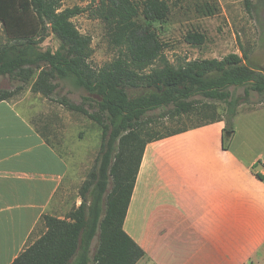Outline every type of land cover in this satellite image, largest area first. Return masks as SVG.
<instances>
[{"label":"trees","instance_id":"1","mask_svg":"<svg viewBox=\"0 0 264 264\" xmlns=\"http://www.w3.org/2000/svg\"><path fill=\"white\" fill-rule=\"evenodd\" d=\"M42 0H0V24L9 38L10 45L0 48V76L12 80L24 78L31 82L38 73L33 85L36 92L50 98L57 92L59 83L71 78L83 88L87 96L82 107L63 98L62 104L70 109L85 112L84 104L99 106L113 115L111 129L103 119L105 144L99 157L101 177L91 174L94 191L90 198L73 215V223L46 218L47 233L28 247L13 264H137L144 259L146 252L126 233L124 222L127 217L138 174L148 144L168 138L191 129L215 122H226L224 147L234 134V121L237 111L233 108L226 120L210 121L188 130L179 131L144 144L137 155L135 146L123 155V171L107 174L112 153L118 142L119 127L124 122V112L147 113L161 110V118H180L200 107L187 108L181 102L197 97L216 99L232 86L228 75L233 74L241 60L233 55L227 62L194 61L175 67L163 60L166 45L160 40L154 28L155 23H163L170 14L164 0H108V13L103 22L113 35L111 43L121 48L120 56L114 62L97 71L90 66L93 51L92 40L83 36L72 24L71 19L80 15L72 10L63 16L55 17L53 27L62 41L61 49L53 54L43 53L38 47L44 22ZM185 41L190 45L202 46L206 42L203 34L189 33ZM247 65L240 68V82H255L257 91L264 93V74L256 72L249 57ZM157 61H164L161 69L152 68ZM136 92H140L138 95ZM7 101L1 99L0 102ZM176 109L169 113L170 107ZM206 104L201 106L206 109ZM209 107V106H207ZM208 109V108H207ZM166 112V113H165ZM164 113V114H163ZM96 119V118H95ZM154 123V121H153ZM140 142L138 139L133 143ZM260 180L264 176L258 175ZM112 184V185H111ZM112 193H107L108 187ZM97 245L93 249V243Z\"/></svg>","mask_w":264,"mask_h":264},{"label":"crops","instance_id":"2","mask_svg":"<svg viewBox=\"0 0 264 264\" xmlns=\"http://www.w3.org/2000/svg\"><path fill=\"white\" fill-rule=\"evenodd\" d=\"M147 145L126 233L137 264H257L264 260V107ZM71 172L9 101L0 102V264H13Z\"/></svg>","mask_w":264,"mask_h":264},{"label":"rangeland","instance_id":"3","mask_svg":"<svg viewBox=\"0 0 264 264\" xmlns=\"http://www.w3.org/2000/svg\"><path fill=\"white\" fill-rule=\"evenodd\" d=\"M41 13L44 27L41 36L37 38L38 47L43 53H57L63 43L53 27L55 17L63 16L72 10L80 15L71 19L72 24L81 35L92 40L93 51L90 66L101 70L114 62L121 55V48L111 43L113 35L103 22L108 13V0H42ZM138 2L139 0H133ZM170 9L168 18L163 23H155L154 28L160 40L166 45L163 60L175 67L187 62L212 61L227 62L233 55L242 64H237L233 74L228 78L234 82L225 93L216 99L197 97L182 101L187 108L200 107L198 110L182 117L161 118V110L147 113L124 112V122L119 127V139L112 153L107 174L112 171H123L122 159L126 151L135 146L137 155L144 144L153 139L161 138L179 131L188 130L210 121L226 120L231 109L237 111V116L264 107V93L257 91L255 82H240L242 65L248 62L256 72L264 74V0H164ZM201 33L206 42L202 46L190 45L185 41L189 33ZM10 40L0 24V48L10 45ZM157 61L152 68L161 69L165 62ZM38 73L31 82L22 75L17 80L8 76H0V100L6 99L16 106V110L41 133L45 140L69 162L71 172L66 182L54 199L53 209L47 217L73 223V215L79 210L85 199L94 191L91 174L99 180V155L105 144V130L101 121L107 122L113 129L114 119L118 116L103 111L95 104L91 107L84 104L85 112L72 110L62 104L63 98L82 107L86 91L77 86L71 79H64L60 87L50 98L36 92L33 85L38 79ZM136 92L135 94H139ZM206 104V109L201 106ZM176 104L170 107L169 113L176 109ZM208 108V109H207ZM166 113V112H165ZM164 114V113H163ZM96 118V119H95ZM154 121V123H153ZM138 143H133L135 140ZM112 185V184H111ZM107 193H112L108 187ZM46 217V218H47ZM71 218V219H70ZM48 231L47 224L41 225L30 242L33 245ZM97 240L93 243V249ZM257 264H264L258 262Z\"/></svg>","mask_w":264,"mask_h":264},{"label":"water","instance_id":"4","mask_svg":"<svg viewBox=\"0 0 264 264\" xmlns=\"http://www.w3.org/2000/svg\"><path fill=\"white\" fill-rule=\"evenodd\" d=\"M226 136L231 137L232 136V133L231 132H227L226 133Z\"/></svg>","mask_w":264,"mask_h":264}]
</instances>
